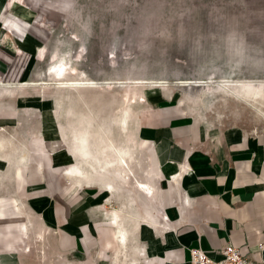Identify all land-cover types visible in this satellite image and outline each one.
<instances>
[{
  "label": "crops",
  "instance_id": "obj_1",
  "mask_svg": "<svg viewBox=\"0 0 264 264\" xmlns=\"http://www.w3.org/2000/svg\"><path fill=\"white\" fill-rule=\"evenodd\" d=\"M66 1L0 0V264H189L228 243L264 260L263 142L195 118L174 89L138 111L127 166L104 157L120 170H94L101 134L76 148L41 131L21 97Z\"/></svg>",
  "mask_w": 264,
  "mask_h": 264
},
{
  "label": "rangeland",
  "instance_id": "obj_2",
  "mask_svg": "<svg viewBox=\"0 0 264 264\" xmlns=\"http://www.w3.org/2000/svg\"><path fill=\"white\" fill-rule=\"evenodd\" d=\"M62 15L21 104L76 148L101 134L108 149L94 170H120L104 157L129 147L138 111L167 87L195 118L264 144V0H67ZM59 64L70 88L55 87Z\"/></svg>",
  "mask_w": 264,
  "mask_h": 264
},
{
  "label": "built area",
  "instance_id": "obj_3",
  "mask_svg": "<svg viewBox=\"0 0 264 264\" xmlns=\"http://www.w3.org/2000/svg\"><path fill=\"white\" fill-rule=\"evenodd\" d=\"M262 249V245L259 246ZM219 253L220 258L208 256L200 247L190 248L189 264H264L263 259L246 257L241 254L238 247L228 243Z\"/></svg>",
  "mask_w": 264,
  "mask_h": 264
},
{
  "label": "bare ground",
  "instance_id": "obj_4",
  "mask_svg": "<svg viewBox=\"0 0 264 264\" xmlns=\"http://www.w3.org/2000/svg\"><path fill=\"white\" fill-rule=\"evenodd\" d=\"M51 72L54 74V76L56 77V82L57 84H71L73 85L74 83L70 80V81H63V77L64 74L66 73L64 65L63 64H59L57 66H55L53 69H51ZM86 82V81H85ZM91 82V81H90ZM78 83V82H76ZM80 83V82H79ZM92 83V82H91ZM126 115V114H125ZM123 126H126V118L124 117V119L122 120ZM81 141V140H80ZM83 141V140H82ZM82 146V145H81ZM75 147V146H74ZM114 150L117 151V154L119 155V159L120 161L123 163V165H128V161L125 159L126 156L130 157L131 154L134 152L133 149L129 146L127 149L119 150L118 148H114ZM82 164V163H81ZM108 167V165H107Z\"/></svg>",
  "mask_w": 264,
  "mask_h": 264
}]
</instances>
